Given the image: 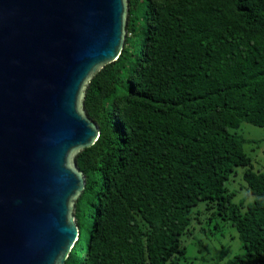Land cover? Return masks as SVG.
<instances>
[{
  "label": "trees",
  "instance_id": "obj_1",
  "mask_svg": "<svg viewBox=\"0 0 264 264\" xmlns=\"http://www.w3.org/2000/svg\"><path fill=\"white\" fill-rule=\"evenodd\" d=\"M128 2L122 53L86 89L100 136L76 157L65 264H181L220 222L241 245L225 264H264V172L246 148L264 140L241 133L264 128V0Z\"/></svg>",
  "mask_w": 264,
  "mask_h": 264
},
{
  "label": "water",
  "instance_id": "obj_2",
  "mask_svg": "<svg viewBox=\"0 0 264 264\" xmlns=\"http://www.w3.org/2000/svg\"><path fill=\"white\" fill-rule=\"evenodd\" d=\"M128 0H0V264H65L77 155L100 136L86 89L119 58Z\"/></svg>",
  "mask_w": 264,
  "mask_h": 264
},
{
  "label": "rangeland",
  "instance_id": "obj_3",
  "mask_svg": "<svg viewBox=\"0 0 264 264\" xmlns=\"http://www.w3.org/2000/svg\"><path fill=\"white\" fill-rule=\"evenodd\" d=\"M241 133L248 139L264 140V128L244 124ZM246 148L254 159L255 170L264 172V143ZM230 187L238 192L237 202L245 197L246 190L242 176H238ZM215 231L218 234L215 238L210 237V234L203 229L197 231L195 237L186 242L188 258L181 264H225L227 259L241 252L238 234L228 224L220 222L219 229Z\"/></svg>",
  "mask_w": 264,
  "mask_h": 264
}]
</instances>
